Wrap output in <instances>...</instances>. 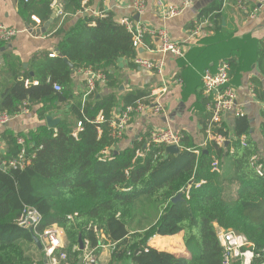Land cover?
<instances>
[{
  "label": "trees",
  "instance_id": "obj_1",
  "mask_svg": "<svg viewBox=\"0 0 264 264\" xmlns=\"http://www.w3.org/2000/svg\"><path fill=\"white\" fill-rule=\"evenodd\" d=\"M225 1L212 4L200 18L221 28ZM246 2L248 11L256 8L250 0ZM53 3L19 0L20 14L36 16L44 25L52 19ZM82 3L63 0L64 14H85ZM64 22L53 34L61 56H34L30 68L33 76L22 66L13 68L12 59L6 57L10 81L0 91V115L15 117L28 107L38 108L40 120L57 113L62 121L54 129L40 126L29 136L9 130L0 134L8 147L6 155L0 156V264L38 263L30 254L34 247L37 249L33 234L19 224L28 208L41 217L34 230L39 238L48 227L63 229L70 264H80L84 253L96 254L105 247L113 249L111 264H222L224 249L216 225L243 234L258 249L264 248V174L260 176L256 170L259 165L264 169V151L251 137L248 118L238 116L236 139L229 145V133L222 126L214 127L213 135L223 137V145L207 139L200 148L190 135L183 134L178 155L168 154L163 145L151 144V136L120 148L111 136L115 112L138 101L152 102L149 90H133L118 99L122 83L116 76V63L126 58L134 65V36L111 14L82 15L69 29ZM257 48L264 74L262 42ZM233 61H227L230 72ZM82 69L104 75L108 91L101 94L97 83L85 99L74 94L73 75ZM55 85L61 91H56ZM101 113L102 124L97 123ZM210 121L209 114L202 128L206 138ZM78 122L82 123L81 130ZM261 133L264 137V124ZM20 138L26 142L29 162L23 169L11 168L9 163L21 151ZM215 161L218 171L212 168ZM194 183L202 184L190 188ZM188 188L181 201L172 202ZM139 209H152L153 215L136 221ZM179 235L188 258L165 254L149 245L155 236ZM254 264H264V255Z\"/></svg>",
  "mask_w": 264,
  "mask_h": 264
},
{
  "label": "crops",
  "instance_id": "obj_2",
  "mask_svg": "<svg viewBox=\"0 0 264 264\" xmlns=\"http://www.w3.org/2000/svg\"><path fill=\"white\" fill-rule=\"evenodd\" d=\"M217 1L219 0H193L192 5L180 16L168 19L160 13L159 4L179 7L181 0H146V9L141 15L134 11L135 0H94L92 2L87 0L85 4L83 0L85 14L82 15L84 17H104L111 14L118 23L121 19H132L142 25L156 29L163 28L169 32L173 41L180 43L184 48V57L164 56L160 52L159 40L146 36L143 46L136 49L137 57L152 62L154 69L151 71L142 69L135 64L132 65L126 58H121L116 63V76L122 83L118 94L120 101L125 94L133 90H149L151 93L155 87L165 84L168 86L161 100L166 112L156 114L148 111L134 115L123 137L119 140L115 139L120 148L129 147L140 137H148L149 140L153 132L165 129L179 132L182 136L188 134L194 139L196 145L204 148L207 138L202 128L209 115L207 110L209 97L203 91V74L206 70H215L222 62L234 60L233 70L230 72V84L236 90L237 107L224 115L223 126L229 133L227 145L236 139L235 127L238 112H240L250 122L253 141L262 152L264 151V137L261 133V126L264 124V74L257 58V47L260 42L264 46V9L252 17L254 11L252 9L239 11L223 8L220 28L219 25H212L209 19L200 18L202 11ZM250 1L255 5V0ZM54 3L56 6L52 7L51 21L42 25V23L37 24L32 17L20 14L19 0H0V24L19 32L12 41L0 42V91L10 81L6 57L12 59L13 68L18 69L22 66L24 70H30L34 56L38 54H47L50 58L58 56L56 52L59 50L58 40L53 36L54 32L62 26L64 21L65 28H71L82 15L67 17L63 12V0H54ZM57 12L63 13L64 16L60 17ZM136 15L140 17L138 21L135 19ZM198 23L203 24L202 32L200 35H194L193 32ZM161 62L164 63V69L160 73L156 67ZM105 82H96V85L99 83L97 90L101 94L108 91ZM71 89L74 94H79L85 99L87 80L80 70L73 75ZM28 110L27 114L22 113L11 117L6 126H0V134L9 130L16 135L29 136L40 126L47 125L46 119L50 115L60 119V123L62 121V117L57 113L48 114L45 120H40L37 115L38 108L33 110L28 108ZM121 110L122 108L116 111L113 118L117 117ZM7 148L0 137V156L6 155ZM149 245L157 251H167L179 257L187 253L182 235L155 236L150 240ZM166 246L168 248H165ZM37 249L34 247L30 253L38 262L37 264H50L43 250ZM98 251L92 256L89 264H111L113 249L105 247ZM61 264H70V262ZM113 264H131V262L122 261Z\"/></svg>",
  "mask_w": 264,
  "mask_h": 264
},
{
  "label": "built area",
  "instance_id": "obj_3",
  "mask_svg": "<svg viewBox=\"0 0 264 264\" xmlns=\"http://www.w3.org/2000/svg\"><path fill=\"white\" fill-rule=\"evenodd\" d=\"M29 2L30 0H24ZM87 0H84V4ZM193 0H181V6H173L170 4L160 3L158 8L160 13L165 18H174L180 16L189 6H191ZM246 0H237L233 3V0H226L224 2V8H232L239 11H248ZM256 8L253 11L252 17H255L258 12L264 9V0H255ZM56 4L53 3L52 7ZM146 9V0H135L134 11L135 13L141 15ZM60 17L64 14L57 12ZM32 19L37 23L41 24L40 19L33 16ZM119 23L123 25L131 34L134 36V47L138 49L143 46L144 39L146 36H151L157 38L160 42V52L164 56L173 57H184V48L180 43L173 41L171 35L166 29H156L146 25H142L132 19H121ZM203 24L198 23L196 29L194 30V35H200L202 32ZM18 31L6 27L0 24V42H10L17 35ZM55 56V55H53ZM52 56V57H53ZM133 63L146 70H152L155 68L154 64L148 60L142 58H136ZM161 73L164 69V63L161 62L156 67ZM81 74H84L87 80V92L85 93V98L95 91L96 82H105V77L102 74L95 73L92 69L80 70ZM203 91L207 97H209V102L207 110L211 116V124L207 130V139L216 140L219 145H223L225 139L221 136L213 135L214 127L221 128L223 126L224 115L237 107L236 104V90L230 84V66L228 62H222L217 66L215 70H206L203 74ZM54 89L56 91H61L59 85H55ZM168 90V86L165 84L163 86L155 87L151 93L150 98L152 102L146 104L144 101H138L136 104L131 106L123 107L120 114H117L115 118L112 119L111 123V136L114 139H121L134 115L142 114L144 112L153 111L156 114H164L166 112L161 100ZM29 112L28 107L23 110L24 114ZM241 113L238 112V116ZM11 120L8 114L0 115V126H6ZM97 123H104V115L101 113L99 115ZM78 130L82 129V123H77ZM182 134L171 129H165L160 131H155L151 134V144L163 145L165 147L178 146L181 149L180 142L182 140ZM18 144L21 148L18 156L9 163L11 168L23 169L29 161H27L28 150L26 147V142L24 139H18ZM243 144L245 142L243 140ZM198 155L199 151H196ZM140 155V154H138ZM5 166V164H3ZM214 171H218L219 163L215 161L212 164ZM258 174L263 176L264 169L261 165L256 168ZM202 183H194L196 188H199ZM189 188L185 190L188 194ZM41 222L40 215L33 209H25L22 217L19 220L21 227L27 228L33 226L34 230L39 227ZM216 234L218 241L222 248L224 249V258L222 264H254L257 259L264 255V248L258 249L256 245L251 242L245 235L239 234L233 230H224L221 227L216 226ZM40 240L43 245V252L45 258L50 264H61L67 262L68 257L66 253L67 241L65 239V234L63 229L54 225L44 229L40 234ZM77 248H75L76 250ZM93 252H90L81 259L80 264H89L92 260Z\"/></svg>",
  "mask_w": 264,
  "mask_h": 264
},
{
  "label": "water",
  "instance_id": "obj_4",
  "mask_svg": "<svg viewBox=\"0 0 264 264\" xmlns=\"http://www.w3.org/2000/svg\"><path fill=\"white\" fill-rule=\"evenodd\" d=\"M135 19L138 21L140 19V17L136 15ZM43 32H45V30ZM56 52H57L58 56H61V53L59 52V50H56ZM65 62L69 65L71 70H74L73 65L70 64V62L68 60H65ZM31 76H33V73H31ZM46 121H47V125L50 129L56 128V126L60 123V119H56L51 115L47 117ZM166 152L170 155H178L181 153V149L178 146H169L166 148ZM183 194H185V192L180 193L176 198H174L172 200V202L176 203L178 201H181ZM27 229L33 234V240H34V243L36 244L37 248L40 251H42L43 250L42 242H41L40 238L37 235H35L33 226H29V227H27ZM80 247H81V250H83L84 246H83L81 241H80Z\"/></svg>",
  "mask_w": 264,
  "mask_h": 264
},
{
  "label": "rangeland",
  "instance_id": "obj_5",
  "mask_svg": "<svg viewBox=\"0 0 264 264\" xmlns=\"http://www.w3.org/2000/svg\"><path fill=\"white\" fill-rule=\"evenodd\" d=\"M76 126H77V124H76ZM153 215V211H152V209H149V210H147V211H144V210H138V212H137V218H136V221H139V220H141V217H143V216H152ZM217 226V228L219 227L218 225H216ZM176 244H178V243H176ZM23 245H24V248L26 249V251L28 252V247H27V245L25 244V243H23ZM165 248H168V246H166ZM163 253H165V254H171V253H169V252H167V251H162ZM176 252H178V251H176ZM89 252H86V253H84L83 255H82V257H81V259H83L84 257H85V255L86 254H88ZM173 255V254H172ZM67 257H68V255H67ZM181 257H185V258H188L189 257V254L188 253H186V255L185 256H181ZM68 259H69V257H68ZM68 261V260H67Z\"/></svg>",
  "mask_w": 264,
  "mask_h": 264
}]
</instances>
